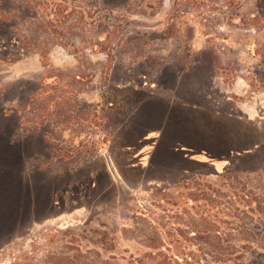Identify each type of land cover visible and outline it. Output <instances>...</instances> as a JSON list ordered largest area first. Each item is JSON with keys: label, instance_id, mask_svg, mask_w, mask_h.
<instances>
[{"label": "rangeland", "instance_id": "1", "mask_svg": "<svg viewBox=\"0 0 264 264\" xmlns=\"http://www.w3.org/2000/svg\"><path fill=\"white\" fill-rule=\"evenodd\" d=\"M20 1L10 16L45 57L0 20V264H199L202 179L190 178L256 172L264 129L250 125L251 140L249 124L205 117L194 100L200 82L264 92V0ZM15 7L0 0V16ZM56 74L81 108L52 113L42 98L43 128H20L16 112Z\"/></svg>", "mask_w": 264, "mask_h": 264}, {"label": "trees", "instance_id": "2", "mask_svg": "<svg viewBox=\"0 0 264 264\" xmlns=\"http://www.w3.org/2000/svg\"><path fill=\"white\" fill-rule=\"evenodd\" d=\"M8 1L17 4L19 7H15L14 12L12 10L0 16V20L4 23L12 22V32L18 40L22 51L36 53L40 59H44L45 53L41 49L31 51L26 47V45L36 46L35 42L38 39H28L18 33L21 27V20L24 18L17 17L16 14L10 16L17 11L20 12V9H24L26 6L20 0L16 2L12 0ZM105 7L110 14L113 6L106 4ZM39 26L40 24H37L35 27L38 28ZM128 40L133 43L141 41L137 36H131ZM108 47L110 49V60H112L115 57L113 55L115 48H111V45ZM162 68L163 65L158 69L157 76ZM48 79L49 77L45 81H43V78L41 79L39 88L30 94L25 104L21 105V108L16 112L20 128L26 126L29 130L36 133L40 132L41 128H43L44 121L42 122L40 118L42 117L40 115L42 102L39 101L42 98H44L47 107L51 109L52 113L54 110H58L61 114H66L64 106L68 105L71 100L74 101L77 108H81L77 103L80 92L74 88L73 80L66 81L58 74L50 77L52 79L51 82L47 81ZM57 79L60 80L59 82L64 89L56 91V95L47 94L45 91L46 86L49 83L57 82ZM150 79L153 80L155 77ZM27 112L32 114L33 119V124L29 127L25 122ZM111 114L109 113L108 116ZM69 117L70 115L67 116V118ZM72 118L65 120L67 122ZM49 121L52 124V121ZM252 134L251 140L258 133L255 131ZM44 138L47 139V135ZM239 162L236 161V163ZM231 165L234 164L231 163ZM197 177H200V180L202 179L200 181V225L203 227L200 228L199 232H194L196 236L200 235V241L203 243L200 244L199 264H257L256 258H264V163L256 172H242L229 169L226 172L216 173L212 176L200 174L190 179L195 180ZM257 177L259 178L257 179L258 184L256 187H253L250 181ZM212 178L213 181L211 182ZM162 247V251H170L164 245ZM159 255L164 260L168 258L163 253ZM181 255L187 257V255L191 254L185 251ZM203 255L210 257V260H205ZM189 257L191 258V256ZM184 260L188 259L182 258L181 261L177 260L175 262L165 260L162 264H166V262L167 264H187Z\"/></svg>", "mask_w": 264, "mask_h": 264}, {"label": "crops", "instance_id": "3", "mask_svg": "<svg viewBox=\"0 0 264 264\" xmlns=\"http://www.w3.org/2000/svg\"><path fill=\"white\" fill-rule=\"evenodd\" d=\"M212 83V86H210ZM200 82V100H194V102H200V113H205L206 116H211L212 118H224L228 121L234 120L237 123L238 120H242L244 125L249 124L248 130L242 129L243 132L251 137V126H255L254 130L264 129V92L253 91L250 85L247 87L243 86H231L228 88V92L223 90H217V85L215 82ZM247 93L250 97L253 95L252 99L249 101H239L235 100L237 95L242 93ZM192 93V92H191ZM195 96V93H192ZM221 96L220 98V95ZM233 96V98L230 97ZM224 97V99H222ZM223 101V102H221ZM228 104V105H226ZM221 118V119H222ZM233 118V119H230ZM237 120V121H236ZM239 123V122H238ZM229 126V125H228ZM236 124H233L232 128H236ZM236 129H232L230 132H234Z\"/></svg>", "mask_w": 264, "mask_h": 264}]
</instances>
